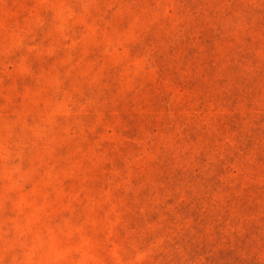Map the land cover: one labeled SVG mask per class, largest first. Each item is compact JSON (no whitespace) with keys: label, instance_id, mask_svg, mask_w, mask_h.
I'll return each mask as SVG.
<instances>
[{"label":"rangeland","instance_id":"1","mask_svg":"<svg viewBox=\"0 0 264 264\" xmlns=\"http://www.w3.org/2000/svg\"><path fill=\"white\" fill-rule=\"evenodd\" d=\"M0 264H264V0H0Z\"/></svg>","mask_w":264,"mask_h":264}]
</instances>
